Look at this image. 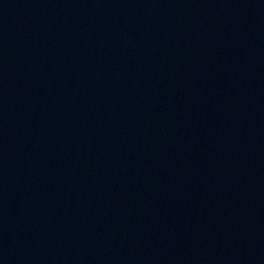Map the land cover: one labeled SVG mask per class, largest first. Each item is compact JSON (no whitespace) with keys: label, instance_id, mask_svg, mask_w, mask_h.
<instances>
[{"label":"water","instance_id":"95a60500","mask_svg":"<svg viewBox=\"0 0 264 264\" xmlns=\"http://www.w3.org/2000/svg\"><path fill=\"white\" fill-rule=\"evenodd\" d=\"M0 264H264V0H0Z\"/></svg>","mask_w":264,"mask_h":264}]
</instances>
